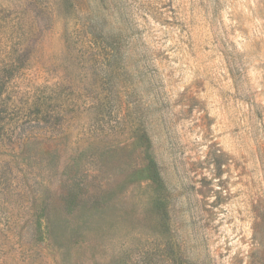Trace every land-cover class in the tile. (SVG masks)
Returning a JSON list of instances; mask_svg holds the SVG:
<instances>
[{
	"label": "rangeland",
	"instance_id": "obj_1",
	"mask_svg": "<svg viewBox=\"0 0 264 264\" xmlns=\"http://www.w3.org/2000/svg\"><path fill=\"white\" fill-rule=\"evenodd\" d=\"M0 264H264V0H0Z\"/></svg>",
	"mask_w": 264,
	"mask_h": 264
}]
</instances>
